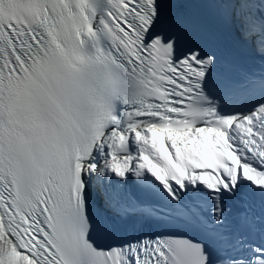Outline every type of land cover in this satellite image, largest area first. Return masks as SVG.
<instances>
[{"label": "snow or ice", "instance_id": "6c2138e0", "mask_svg": "<svg viewBox=\"0 0 264 264\" xmlns=\"http://www.w3.org/2000/svg\"><path fill=\"white\" fill-rule=\"evenodd\" d=\"M0 264H264V0H0Z\"/></svg>", "mask_w": 264, "mask_h": 264}]
</instances>
